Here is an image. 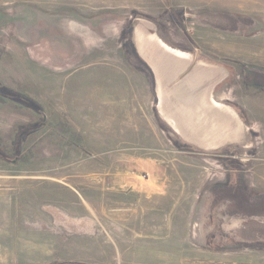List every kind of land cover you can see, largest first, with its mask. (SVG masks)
I'll list each match as a JSON object with an SVG mask.
<instances>
[{
  "label": "rangeland",
  "instance_id": "374dc122",
  "mask_svg": "<svg viewBox=\"0 0 264 264\" xmlns=\"http://www.w3.org/2000/svg\"><path fill=\"white\" fill-rule=\"evenodd\" d=\"M138 21L231 71L229 154L264 192V0H0V264H264L197 245L204 186L235 168L159 115Z\"/></svg>",
  "mask_w": 264,
  "mask_h": 264
},
{
  "label": "water",
  "instance_id": "95a60500",
  "mask_svg": "<svg viewBox=\"0 0 264 264\" xmlns=\"http://www.w3.org/2000/svg\"><path fill=\"white\" fill-rule=\"evenodd\" d=\"M133 36L136 53L154 76L159 115L179 139L202 151H215L224 141H232L239 119L213 100L215 87L227 74L171 49L146 21L137 22ZM248 224L254 235L264 238V222L255 219Z\"/></svg>",
  "mask_w": 264,
  "mask_h": 264
},
{
  "label": "flooded vegetation",
  "instance_id": "af4514ba",
  "mask_svg": "<svg viewBox=\"0 0 264 264\" xmlns=\"http://www.w3.org/2000/svg\"><path fill=\"white\" fill-rule=\"evenodd\" d=\"M222 70L225 69L222 68ZM229 72V78L215 89L214 94L221 105L235 112L240 123L247 124L246 116L240 105L223 99L218 100V96L222 94L220 91L222 85L227 83L231 77V71ZM244 131L242 127V138H238L236 144H226L215 155L199 152L203 155L217 157L219 155L224 158L222 161L224 164L235 168L232 172L225 169L219 179L206 184L204 196H200L197 202L196 239L197 245L204 251L220 254L240 251L264 252V238L260 239V234L254 235L253 228L248 224L255 219L260 223L264 222V192L254 191L248 181L247 185L240 176V172L236 171L239 163L232 154H229L231 151H239V144L244 142ZM236 220L242 222L239 223Z\"/></svg>",
  "mask_w": 264,
  "mask_h": 264
},
{
  "label": "crops",
  "instance_id": "0c3cea01",
  "mask_svg": "<svg viewBox=\"0 0 264 264\" xmlns=\"http://www.w3.org/2000/svg\"><path fill=\"white\" fill-rule=\"evenodd\" d=\"M181 53H183V52H181ZM184 54H187V53H184ZM187 55H190V56H192V57H194V58H196V62H200V63H203V64H205V65H209V66H213V67H215V68H217L218 70H219V72H223V74H227L226 73V71L225 70H222V68H219L216 64H212V63H208V62H206V61H204V62H202V60L201 59H199L197 56H195V55H192V54H187ZM199 59V60H198ZM142 61V60H141ZM206 62V63H205ZM142 64L147 68V70L149 71V73H150V75L152 76V78H153V82H154V88H155V80H154V76H153V74H152V72H151V70L147 67V65L145 64V62H143L142 61ZM228 76V75H227ZM223 83V81L221 82V83H219L216 87H215V89L219 86V85H221ZM215 89H214V91H215ZM214 91H213V100L215 101V102H217V103H219L218 101H217V99H215V94H214ZM220 104V103H219ZM225 107H227V106H225ZM229 108V107H228ZM231 109V108H230ZM234 112V111H233ZM235 113V112H234ZM237 116V115H236ZM240 122V121H239ZM241 129H242V127H241V123H240V125H238L237 126V131H236V136H235V138L232 140V141H229V140H227V141H224L223 143H221L220 144V146L218 147V149L217 150H215V151H213V152H218L221 148H223L226 144H231V145H234V144H236V141H237V139L238 138H242V133H241ZM181 140V139H180ZM182 141V140H181ZM182 142H184V141H182ZM185 143V145L187 144V145H189V146H191L194 150H197L198 152H202V153H209V152H212V150H210V151H202V150H198L196 147H194L193 145H191V144H188V143H186V142H184ZM186 145V146H187ZM188 146V147H189ZM190 147V148H191Z\"/></svg>",
  "mask_w": 264,
  "mask_h": 264
},
{
  "label": "trees",
  "instance_id": "16d2710c",
  "mask_svg": "<svg viewBox=\"0 0 264 264\" xmlns=\"http://www.w3.org/2000/svg\"><path fill=\"white\" fill-rule=\"evenodd\" d=\"M254 74V72H252ZM258 73V77H260V79H255V82L257 81L258 84H261V85H264V73L262 72H257ZM263 76V77H262ZM263 81V83H260V81ZM15 100H17L15 97H14ZM19 102V100H17ZM24 104L27 105V104H30V101H24ZM0 158H2L3 160H5V157L4 155L2 154V152L0 151Z\"/></svg>",
  "mask_w": 264,
  "mask_h": 264
},
{
  "label": "bare ground",
  "instance_id": "6f19581e",
  "mask_svg": "<svg viewBox=\"0 0 264 264\" xmlns=\"http://www.w3.org/2000/svg\"><path fill=\"white\" fill-rule=\"evenodd\" d=\"M257 44V43H256Z\"/></svg>",
  "mask_w": 264,
  "mask_h": 264
}]
</instances>
